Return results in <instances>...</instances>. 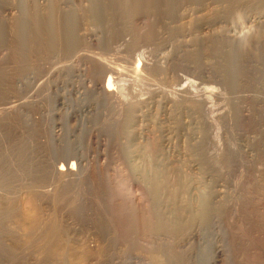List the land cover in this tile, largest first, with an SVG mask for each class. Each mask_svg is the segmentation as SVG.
<instances>
[{
  "label": "rangeland",
  "instance_id": "374dc122",
  "mask_svg": "<svg viewBox=\"0 0 264 264\" xmlns=\"http://www.w3.org/2000/svg\"><path fill=\"white\" fill-rule=\"evenodd\" d=\"M239 28L238 49L215 34ZM180 87L207 104L133 116ZM173 111L213 119L176 145L208 195L184 244L163 226L171 169L154 161L157 188L136 170L172 152L131 134ZM263 143L264 0H0V264H264Z\"/></svg>",
  "mask_w": 264,
  "mask_h": 264
},
{
  "label": "bare ground",
  "instance_id": "6f19581e",
  "mask_svg": "<svg viewBox=\"0 0 264 264\" xmlns=\"http://www.w3.org/2000/svg\"><path fill=\"white\" fill-rule=\"evenodd\" d=\"M185 13H181V16H182V19L185 18ZM176 17V16H175ZM180 18V17H179ZM250 19V18H249ZM252 19V18H251ZM175 20V19H174ZM262 20V19H261ZM255 21H260L259 19H254V20H249V23H251V26L252 24L255 22ZM260 24V23H259ZM262 24V23H261ZM255 27V26H254ZM202 28V27H201ZM220 30V29H219ZM218 32H214L218 37H222L224 40L228 41V43H231V45H237V49L239 48V46H245L244 44L245 43V40L249 39L248 37H250L251 33L249 30L247 29H242V28H239V29H236L235 31L233 30L232 34H227V32L225 33V31H219ZM256 30V29H255ZM188 31V30H187ZM210 32L209 29L207 28H202L201 29V33L202 35L204 34H208ZM201 35V34H200ZM191 36V35H190ZM198 37V36H197ZM196 37V38H197ZM185 39V38H184ZM255 39V38H254ZM187 41V40H186ZM255 42V41H254ZM245 50V49H243ZM98 59V58H97ZM107 60V59H106ZM166 60V59H165ZM109 61V60H108ZM104 62V61H103ZM154 62V61H153ZM161 64V63H160ZM167 64V63H166ZM106 65V64H105ZM157 65V64H156ZM162 65V64H161ZM144 66V64L142 65ZM155 66V65H154ZM138 65H137V68H136V71H138ZM132 68V67H131ZM145 68V67H144ZM160 68V67H159ZM107 69H109V67H107ZM114 71V70H113ZM135 71V70H134ZM112 72V71H111ZM141 72V71H140ZM116 73V72H115ZM120 73V72H119ZM136 73V72H134ZM139 73V72H138ZM113 74V73H112ZM141 74V73H140ZM110 75V74H109ZM112 76V75H110ZM118 76V75H117ZM148 78V77H147ZM115 79V78H114ZM99 81V80H98ZM102 81V79H101ZM130 81V80H129ZM156 81V80H155ZM115 82V81H114ZM113 81L111 82L110 78H108L104 83H102V88H101V91L104 90V92L109 95V97H112L114 99H117V101L119 100V97H118V91L117 88L115 90V88L113 87ZM192 83V82H191ZM115 84V83H114ZM193 84V83H192ZM101 85V84H100ZM135 85V83H134ZM183 85V84H182ZM179 86V85H178ZM187 86V85H186ZM185 86V87H186ZM195 87V85H193ZM139 87V86H138ZM96 88V87H95ZM129 88V87H128ZM141 88V87H140ZM144 88V87H143ZM142 88V89H143ZM136 89V88H135ZM148 89V88H147ZM189 89V88H188ZM188 89L184 88V87H180L178 88L177 90H175L174 92V95L175 97H177V99L173 98V97H164V98H159V99H153L152 101L150 102H145L144 100H140L138 101L137 103H144L146 104V110L147 111H141L139 112L140 114L138 115H135L136 113L134 112V115L133 116H136V118L138 120H140V123L141 121L145 122L146 119L145 118V114L152 108H154V113H151L153 114V116H156V111H159V112H168L171 111V109L176 106V104H178L180 101H182L181 99H185V100H190L192 101V105L196 104V103H201L204 105L207 104V96L205 94H195L194 92H190V90L188 91ZM137 90V89H136ZM149 90V89H148ZM198 90V89H197ZM205 90V89H204ZM211 90V89H210ZM153 91V90H152ZM151 91V92H152ZM193 91V90H191ZM196 91V90H195ZM215 92V91H214ZM133 93V92H132ZM156 92L153 91V95H156L155 94ZM164 93V92H163ZM105 94V95H106ZM162 94V92L160 93ZM209 94V93H208ZM106 95V96H107ZM136 95V94H135ZM164 95V94H163ZM151 96V95H150ZM158 96V95H157ZM156 96V97H157ZM165 96V95H164ZM152 97V96H151ZM155 97V96H154ZM211 97V96H210ZM180 98V100L178 99ZM122 99V98H121ZM135 99V98H134ZM149 99V98H148ZM151 99V98H150ZM112 100V99H111ZM127 100V99H125ZM133 100V99H132ZM147 100V99H146ZM115 101V102H117ZM120 101V100H119ZM124 101V100H123ZM135 101V100H134ZM121 102V101H120ZM136 102V101H135ZM134 102V103H135ZM184 102V101H183ZM186 102V101H185ZM25 103V102H24ZM28 103V102H27ZM136 103V104H137ZM188 103V102H186ZM120 104V103H119ZM126 104V102H125ZM128 104V103H127ZM126 104V105H127ZM190 104V103H189ZM211 104V103H209ZM254 104V103H253ZM116 105V104H115ZM121 105H123L121 103ZM132 105V104H131ZM125 106V105H123ZM122 106V108H123ZM136 106V105H135ZM10 107V106H9ZM19 107V106H18ZM132 107V106H131ZM143 107V106H142ZM134 108V107H133ZM136 108V107H135ZM134 108V110H135ZM138 108V107H137ZM194 108V107H193ZM125 109V108H124ZM141 109V108H140ZM176 109V108H175ZM174 109V110H175ZM206 110L204 111H207V107L205 108ZM4 110V109H3ZM128 110V109H127ZM133 110V109H132ZM137 110V109H136ZM143 110V108H142ZM210 110V109H208ZM5 111V110H4ZM140 111V110H139ZM191 111V110H190ZM166 112V113H167ZM174 112V111H173ZM178 112H180L178 110ZM188 112V111H187ZM208 112V111H207ZM206 112V113H207ZM167 113V114H168ZM193 113V112H192ZM198 113V112H197ZM203 113V111L201 112ZM219 113V112H218ZM129 114V113H128ZM163 114V113H162ZM189 114V113H188ZM194 114H195V111H194ZM200 114V113H199ZM208 114L210 113H207L206 116H204V120H203V124L204 125H209V126H212V121L213 119H211V117L208 116ZM158 115V114H157ZM171 115V114H170ZM181 115V114H180ZM183 115V114H182ZM185 115V113H184ZM163 118H156L154 119V121H149L148 124L145 123V127L146 129L144 128L145 131H142L141 129H137V130H133L131 132V134H133L134 136H136L138 139H140V141H146L147 139V136L148 135H152V137L154 138L155 137V141L160 145L162 146L163 148H166L167 150H171L172 152V155H170V158H168V160H164L162 158H153L151 154L147 153V152H143L142 153V159L144 161H142L139 165H137L136 167V170L138 171V176H141L142 178L144 177V179L148 176V179L150 180L151 182V185H149L150 183H146L147 185H149L151 188L152 187H155L157 188L161 182H165L166 183V180L165 181H162V180H159L160 178V174L163 172V168L166 167L167 169H171L172 171V175L171 177H169L170 179L167 180L168 181V185H165L167 186V189H166V186L163 187L164 190H167V193H166V197H167V203L165 202V204L167 205L166 208H167V215L164 217V219L166 218L165 220V225H163L164 227H166V229H168L170 232V234L172 236H174L175 240L178 242V243H181V244H184L185 241L188 240L189 238V235L192 234V230L190 231H186L187 229L189 230V228H187V224L190 222V221H194V220H198V219H202L204 217V214H205V203L207 202L208 200V195H207V190H206V187L203 185L202 187V184L200 183L201 180H198V179H194V178H191V176H189L188 174V171L190 172L191 169H194L197 168L195 167L194 168V165H190L186 162L188 161H191V159H185L186 157V154H185V150L184 149L182 151H180L176 145L178 144H181V145H187V146H190V149L193 148V146H198L199 143L198 141H201L203 139L202 136L200 135V131L199 130V125H201L202 123H200V121L198 122V115L195 116L193 115L191 117V114L190 116L189 115H185L183 116L184 118H181L179 116V114L177 113H173L172 114V120H168L167 117H165L164 115H162ZM168 116V115H166ZM202 117V116H201ZM203 119V118H202ZM201 120V118H200ZM147 121V120H146ZM143 122V123H144ZM152 122V124H151ZM199 123V125H198ZM142 124V123H141ZM147 124V125H146ZM202 124V125H203ZM158 125V129H159V134H155V132L157 131H154L153 129V126L155 128H157ZM198 125V126H197ZM227 127V126H226ZM150 128V129H149ZM155 134V135H154ZM202 134V133H201ZM204 135V134H203ZM217 136V135H216ZM218 137V136H217ZM213 138V137H212ZM251 138V137H250ZM55 139V138H54ZM213 140V139H212ZM208 141V140H207ZM214 141V140H213ZM198 143V144H197ZM249 150L252 148V141H249ZM248 144L247 143H238V148H240L241 150H243L244 152L247 151L248 149ZM214 145V144H213ZM264 145V143H263ZM203 146V145H202ZM217 147V145H216ZM256 147V146H255ZM182 148V147H181ZM185 148H187L185 146ZM183 149V148H182ZM189 149V147H188ZM189 149V150H190ZM187 151V150H186ZM211 152V151H210ZM153 153V152H152ZM250 153V152H249ZM160 154V153H158ZM204 154V153H203ZM253 154V153H252ZM161 155V154H160ZM192 157V156H191ZM197 157V156H196ZM72 161V160H71ZM154 161H155V164L156 165H159L160 167L162 166L163 168H160V171L162 170V172L160 173L159 172L158 176L159 178L157 177V175L154 173V174H148L149 172H152L153 173V169H155V165H154ZM212 161V160H211ZM211 164V163H210ZM78 167V165L76 166ZM75 163L72 161L70 163L68 162H65L64 164H59L58 167H57V175L59 177H64L66 178L65 176H70L71 175H74L75 174ZM152 167H155L152 169ZM166 168H164V170H167ZM153 170V171H152ZM157 170V168L155 169V171ZM136 171V173H137ZM211 171V170H210ZM170 173V172H169ZM162 175V174H161ZM164 175V174H163ZM137 176V178H138ZM170 176V174H169ZM201 176V175H200ZM212 176V175H211ZM78 177V175H77ZM141 178V179H142ZM163 178V177H162ZM67 179V178H66ZM73 179V178H72ZM147 179V178H146ZM145 179V181H146ZM56 180V179H55ZM140 180V178H139ZM142 181V180H141ZM203 181V180H202ZM148 182V181H146ZM70 184V183H69ZM163 185V184H162ZM161 185V186H162ZM143 186V185H142ZM160 186V187H161ZM205 188V189H204ZM150 189V188H149ZM160 189V188H158ZM231 189V188H230ZM151 190V189H150ZM148 191V190H147ZM152 191V190H151ZM163 191V189H162ZM234 191V190H233ZM149 192V191H148ZM160 192V191H159ZM155 193V192H154ZM153 193V194H154ZM158 193V192H157ZM216 193V192H215ZM152 194V193H151ZM156 194V193H155ZM154 194V196H156ZM165 194V193H164ZM224 194V193H223ZM150 195V194H149ZM153 196V197H154ZM165 199V197L163 198ZM222 199V198H221ZM220 200V199H219ZM157 203V201H156ZM155 203V204H156ZM55 204V203H54ZM162 204V203H161ZM153 206H156V205H153ZM159 206V205H158ZM157 207V206H156ZM152 209V208H151ZM157 210V209H155ZM165 210V208H164ZM158 211V210H157ZM161 211V210H160ZM163 211V210H162ZM159 212V211H158ZM166 213V212H164ZM154 214V213H153ZM160 217V216H159ZM158 218V217H157ZM160 219H163V218H160ZM161 223L160 224H164L162 223L163 221L160 220ZM156 223V221H155ZM196 224V223H195ZM155 225V224H153ZM158 225V224H157ZM156 225V226H157ZM168 226V227H167ZM158 227V226H157ZM163 227V228H164ZM201 228V227H200ZM157 230V229H156ZM159 231H160V228H159ZM153 234V233H152ZM191 237V236H190ZM159 239V238H158ZM166 240V239H165ZM162 242V241H161ZM175 242V241H174ZM163 249V248H162ZM176 249V248H175ZM157 250V249H156ZM169 250V249H168ZM171 253V252H170ZM149 256V255H148ZM152 258V257H151ZM154 259V258H153ZM169 262V261H168ZM163 263V262H162ZM166 264V263H165ZM168 264V263H167ZM172 264V263H171Z\"/></svg>",
  "mask_w": 264,
  "mask_h": 264
}]
</instances>
